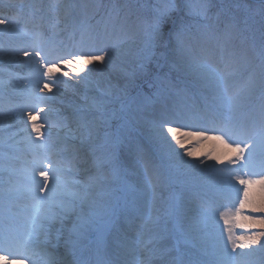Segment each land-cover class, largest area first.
Here are the masks:
<instances>
[{
	"label": "rangeland",
	"instance_id": "rangeland-1",
	"mask_svg": "<svg viewBox=\"0 0 264 264\" xmlns=\"http://www.w3.org/2000/svg\"><path fill=\"white\" fill-rule=\"evenodd\" d=\"M254 1H61L59 42L68 37L80 76L66 74L67 85L39 93L73 116L81 156L65 176L76 187L59 184L69 200L46 199L65 214L48 222L71 227L69 236L49 227L50 237L33 240L54 250L91 231L113 252L117 243L139 246L144 264H170L175 235L199 262L264 264V0ZM199 31L214 37L186 42ZM7 131L14 140L3 133L0 157L22 140ZM32 150L38 168L26 167L30 176L50 164ZM13 181L20 193L40 189ZM121 183L125 193L107 207ZM26 200L21 195L20 208Z\"/></svg>",
	"mask_w": 264,
	"mask_h": 264
},
{
	"label": "bare ground",
	"instance_id": "bare-ground-1",
	"mask_svg": "<svg viewBox=\"0 0 264 264\" xmlns=\"http://www.w3.org/2000/svg\"><path fill=\"white\" fill-rule=\"evenodd\" d=\"M8 1L11 3L17 1L21 2L20 4H26L25 7H28L31 3V0ZM53 1L54 0H32V3H34L32 4L34 5L33 21L30 19V21H28L30 25L35 26L36 30L50 32L58 39L63 31L65 32L66 30L65 25L62 23L58 26L57 23H55L61 22L62 17L58 15L59 13H63V10L59 6H62L60 3L64 0L54 1V3H56L55 6L58 7L56 10L51 9ZM5 3L6 0H1L0 8L4 7L5 5L3 4ZM2 9H0V31L7 32L11 36H14V30L18 31L19 35L21 33L25 34V31L19 27V25H16V18L11 17L9 12L3 11ZM27 9L28 8H25L24 10L22 9V11L27 12ZM52 24L53 26L51 27ZM54 39L56 40V38ZM4 42L5 41L0 42V44L2 45ZM16 49H14L15 51L12 49H7L11 51L6 52L0 51V95H2L0 96V119L2 117L10 119V122L7 123L5 127L0 126V137H2L3 133H7V130L9 129L20 131L19 135L22 137L23 144L18 145L23 146L26 150V157L33 154L32 149L40 150L37 151L39 155L41 154L40 157H38L40 159L44 157V155H42L43 153L49 156L46 158L50 162L49 166L42 165L40 169L42 172H33L34 175L31 177L29 176L30 179L34 180L31 182L37 184L40 189L33 192L26 191L22 194V196L27 199V210L25 212L26 216L23 218V224L31 233L41 234L42 237L45 238L50 237L49 229L52 227L48 222L49 217H60V220L62 221L65 216L63 212H59L57 206L53 205L46 199L53 198L58 200V202L63 199L69 200L68 193L59 186V184L68 188L76 187L77 184L75 181L70 178H65V176H70L72 174L67 168H75L76 165L74 162L76 159H79L81 155L79 156V153H74L70 157L59 155L60 150H65L62 148L66 143H69L68 137L74 132V126L70 123V121L73 120V116L68 113L69 111L63 108L58 109L56 105H51L57 103L58 100L48 98L45 94L39 92L42 89H49L55 85H67L69 81L64 78L66 77V74L71 77H79L80 74L78 70H75V64L73 62L77 58L75 55H71L68 50V52H55L53 46H49L42 52L37 51V53L34 54L37 56L36 57L32 54L27 55L24 53L27 52V49L24 50L25 48H22L21 51H16ZM14 52V58L8 60L7 57ZM47 53L49 55L44 56ZM38 58H40L41 63H39ZM8 80L14 82V84L7 83ZM44 82L46 84H44ZM6 136L8 138L9 133H7ZM12 140L14 139L8 138L7 141L9 142ZM4 151L10 153L13 152V149L11 150L4 146L2 152ZM13 159L15 160L16 158ZM29 162L36 163V161ZM0 168H3L0 169L1 193L8 189V187H5V181L1 179H7L11 175L9 169L13 168V160L9 158H0ZM32 169L35 170L37 167H32ZM27 172L32 173L30 171ZM49 173L60 176L61 178L50 177ZM47 209L52 212H47ZM4 215L7 214L4 213ZM70 228L53 229L65 236H69L67 229ZM131 230L133 231L134 229L132 228ZM150 230L151 229L149 228L148 231ZM98 237L99 236L91 237L92 242L96 244L99 243V248L102 246L105 247L104 242L100 241ZM144 238L149 241L148 237ZM148 241L146 242L148 243ZM31 242L32 244L37 243V245H40L43 249L33 257L34 259H32V261L35 264L41 263L46 259L52 261L56 259L53 255L50 257L51 254H49V250L43 247L45 246V242L42 243L36 240H31ZM58 247V249H60L63 245ZM128 248L134 252L137 251L140 254L139 246H129ZM157 251L158 250H155L154 252ZM138 261L139 259L136 262ZM0 264L2 263L0 262ZM213 264L221 263H217L216 261Z\"/></svg>",
	"mask_w": 264,
	"mask_h": 264
},
{
	"label": "trees",
	"instance_id": "trees-1",
	"mask_svg": "<svg viewBox=\"0 0 264 264\" xmlns=\"http://www.w3.org/2000/svg\"><path fill=\"white\" fill-rule=\"evenodd\" d=\"M121 3H123V1H120ZM126 6V5H125ZM126 9H128V8H126ZM122 16H123V13H122ZM122 16H120L121 18H122ZM120 18V19H121ZM123 19V18H122ZM127 19H129V18H127ZM213 32L214 31H212L211 33H209V32H205V31H199V32H196V33H194V34H192L191 33V35L189 34V36H191V37H188L187 39V43H189V42H191V44L193 43V44H196V43H194V42H197V43H203V44H206V42H207V40H208V38L210 37V38H212V37H214V34H213ZM191 38V39H190ZM186 39V38H185ZM189 41V42H188Z\"/></svg>",
	"mask_w": 264,
	"mask_h": 264
},
{
	"label": "water",
	"instance_id": "water-1",
	"mask_svg": "<svg viewBox=\"0 0 264 264\" xmlns=\"http://www.w3.org/2000/svg\"><path fill=\"white\" fill-rule=\"evenodd\" d=\"M252 1H254V0H252Z\"/></svg>",
	"mask_w": 264,
	"mask_h": 264
}]
</instances>
